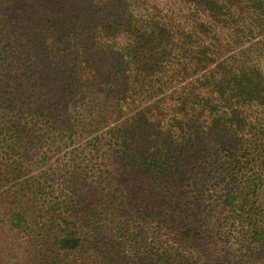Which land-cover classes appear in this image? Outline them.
I'll list each match as a JSON object with an SVG mask.
<instances>
[{
	"label": "trees",
	"instance_id": "1",
	"mask_svg": "<svg viewBox=\"0 0 264 264\" xmlns=\"http://www.w3.org/2000/svg\"><path fill=\"white\" fill-rule=\"evenodd\" d=\"M263 59L264 0H0V264H264Z\"/></svg>",
	"mask_w": 264,
	"mask_h": 264
},
{
	"label": "rangeland",
	"instance_id": "2",
	"mask_svg": "<svg viewBox=\"0 0 264 264\" xmlns=\"http://www.w3.org/2000/svg\"><path fill=\"white\" fill-rule=\"evenodd\" d=\"M255 54H256V53H255ZM255 54H254V56H256ZM259 62L262 64V67H263V69H264V59H263L262 61H259Z\"/></svg>",
	"mask_w": 264,
	"mask_h": 264
}]
</instances>
